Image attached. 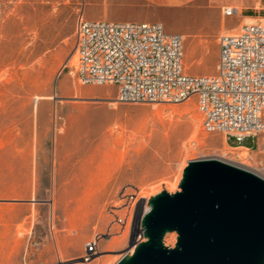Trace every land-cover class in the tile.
I'll list each match as a JSON object with an SVG mask.
<instances>
[{
  "label": "rangeland",
  "instance_id": "obj_1",
  "mask_svg": "<svg viewBox=\"0 0 264 264\" xmlns=\"http://www.w3.org/2000/svg\"><path fill=\"white\" fill-rule=\"evenodd\" d=\"M131 1L0 0V264H116L131 248L128 229L114 224L130 195L147 205L181 191L192 160L219 158L264 177V134L234 149L227 135L203 129L194 98L112 106L114 86L78 81V16L131 20ZM160 17L167 33L184 36L192 75L216 72L219 38L241 22L191 6ZM177 237L168 233L165 245Z\"/></svg>",
  "mask_w": 264,
  "mask_h": 264
},
{
  "label": "built area",
  "instance_id": "obj_2",
  "mask_svg": "<svg viewBox=\"0 0 264 264\" xmlns=\"http://www.w3.org/2000/svg\"><path fill=\"white\" fill-rule=\"evenodd\" d=\"M236 12L234 7L222 8L225 17ZM75 35L78 81L114 86L112 106L181 104L194 98L206 132L223 133L240 144L247 137L264 134V20L244 23L237 32L219 38L212 75L186 72L184 36L167 33L161 23L91 20L82 12ZM145 206L144 200L130 195L125 216L116 215L114 224L123 227L122 234L128 229L134 244L144 239ZM97 249V241L88 243L83 260L89 262Z\"/></svg>",
  "mask_w": 264,
  "mask_h": 264
},
{
  "label": "water",
  "instance_id": "obj_3",
  "mask_svg": "<svg viewBox=\"0 0 264 264\" xmlns=\"http://www.w3.org/2000/svg\"><path fill=\"white\" fill-rule=\"evenodd\" d=\"M180 189L147 201L144 239L131 240L134 252L116 264H264V177L204 158L188 163ZM173 232L177 243L170 248L164 238Z\"/></svg>",
  "mask_w": 264,
  "mask_h": 264
},
{
  "label": "crops",
  "instance_id": "obj_4",
  "mask_svg": "<svg viewBox=\"0 0 264 264\" xmlns=\"http://www.w3.org/2000/svg\"><path fill=\"white\" fill-rule=\"evenodd\" d=\"M135 8V17L130 22H149L160 23L161 13L171 12L179 7H193L201 15L205 17L208 10H216L226 6L237 9L235 16L241 18V25L246 21H263L264 20V0H132ZM162 24V23H161ZM232 29V31L237 30ZM233 137L227 136L226 142L231 148H246L251 149L250 145H246L247 140L255 143L254 139L245 138L243 145H232L230 140Z\"/></svg>",
  "mask_w": 264,
  "mask_h": 264
},
{
  "label": "bare ground",
  "instance_id": "obj_5",
  "mask_svg": "<svg viewBox=\"0 0 264 264\" xmlns=\"http://www.w3.org/2000/svg\"><path fill=\"white\" fill-rule=\"evenodd\" d=\"M245 23H251V22H250V21H246ZM224 35H225V34H224ZM241 155L243 156V158H247V157H248V154H247L246 152H243ZM241 167H242V166H241ZM141 206H142V205H141ZM141 206H140V208H141ZM148 210H149V207L146 205V206H145V212H148ZM134 250H135V247L133 246V247H131V248L129 249L128 253L131 254L132 252H134Z\"/></svg>",
  "mask_w": 264,
  "mask_h": 264
}]
</instances>
